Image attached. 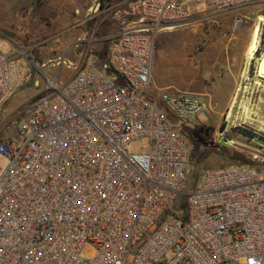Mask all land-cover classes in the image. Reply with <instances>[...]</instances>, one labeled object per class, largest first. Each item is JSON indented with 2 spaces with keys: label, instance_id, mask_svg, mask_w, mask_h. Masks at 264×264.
<instances>
[{
  "label": "built area",
  "instance_id": "1",
  "mask_svg": "<svg viewBox=\"0 0 264 264\" xmlns=\"http://www.w3.org/2000/svg\"><path fill=\"white\" fill-rule=\"evenodd\" d=\"M260 1H132L113 15L125 28L105 59H58L73 72L65 84L0 50V113L45 78L1 122L0 264H160L169 253V264H264V168L206 170L187 193L186 129L208 105L153 82L159 32L187 25L199 6L228 13ZM136 142L147 149L132 151Z\"/></svg>",
  "mask_w": 264,
  "mask_h": 264
},
{
  "label": "rangeland",
  "instance_id": "2",
  "mask_svg": "<svg viewBox=\"0 0 264 264\" xmlns=\"http://www.w3.org/2000/svg\"><path fill=\"white\" fill-rule=\"evenodd\" d=\"M118 1L0 0V50L8 58L28 56L51 78L61 72L60 84H65L73 72L57 65L58 59L65 56L74 60L79 40L102 36L111 19L109 7ZM261 15L264 0L228 13L199 6L187 25L158 33L153 72L161 73L164 62L167 80L177 84L173 88L193 92L208 105L186 129L195 157L187 193L204 171L234 164L228 158L233 152L246 155L251 167L264 168V89L256 84L260 81L264 85V80L249 79L257 75L258 61L264 54V27L255 61L247 65L245 59L251 32ZM237 19H242V25L235 29ZM35 72L39 73L36 68ZM38 82V86L31 82L19 90L4 106L0 140L1 122L40 93L45 83L42 74ZM223 140H231L232 146L223 145ZM146 149L145 142L131 145L134 152ZM172 258L169 253L160 264H169Z\"/></svg>",
  "mask_w": 264,
  "mask_h": 264
},
{
  "label": "crops",
  "instance_id": "3",
  "mask_svg": "<svg viewBox=\"0 0 264 264\" xmlns=\"http://www.w3.org/2000/svg\"><path fill=\"white\" fill-rule=\"evenodd\" d=\"M135 1V0H121L116 2L115 4H111L109 9H110V23H109V27H105L106 32L102 33V36L100 35L99 38H87L86 36L85 38L83 37L81 40H79L78 45L76 46V48L78 49V51H75L76 56L74 60H70V61H75L78 58L80 59L81 57H85L87 53L93 51L96 54H98L99 58L101 60L105 59L107 54H108V50L109 47L112 45V43L115 41L116 36L121 32L122 29L125 28V26H122V24L116 20H114L113 15L117 12V11H121L124 12L128 5L130 4V2ZM132 25L131 23L128 24ZM96 47H100L102 46V48L100 50H96ZM104 47V48H103ZM262 57V56H261ZM261 59V58H260ZM259 59V61H260ZM255 61V60H254ZM254 61L252 62L251 66L248 67V71L249 69H251L252 65L254 64ZM258 61V64H259ZM162 68L164 70L161 71V73H158L157 71L153 72V82H154V86L156 88L159 89H166V88H173L175 86H177V84L175 82H170L169 80H167V73L165 72V63H162ZM258 69V68H257ZM257 74V72H256ZM240 76V72H237L236 77ZM248 77V76H247ZM250 81H256V80H260L257 78V75L255 77H249ZM263 82V81H262Z\"/></svg>",
  "mask_w": 264,
  "mask_h": 264
},
{
  "label": "bare ground",
  "instance_id": "4",
  "mask_svg": "<svg viewBox=\"0 0 264 264\" xmlns=\"http://www.w3.org/2000/svg\"><path fill=\"white\" fill-rule=\"evenodd\" d=\"M264 27V16H259L257 18V22L251 32V38L249 41V44L246 48V52H245V59H246V64L248 65L252 60L255 59V55L256 53L260 50L261 47V36H262V30ZM174 28H169V29H165L162 31H173ZM257 77L259 79L264 80V54L262 55L259 64H258V71H257ZM256 84L258 86H260L261 88L264 89V85L262 83H260V81H257ZM240 91V90H239ZM237 99V97L235 96V100ZM233 105V104H232ZM236 105V104H235ZM246 116L248 117L249 115V111L247 110V108L245 109ZM231 116V112L229 113V117ZM225 146H232L233 142L231 140H227L226 142L222 143Z\"/></svg>",
  "mask_w": 264,
  "mask_h": 264
},
{
  "label": "trees",
  "instance_id": "5",
  "mask_svg": "<svg viewBox=\"0 0 264 264\" xmlns=\"http://www.w3.org/2000/svg\"><path fill=\"white\" fill-rule=\"evenodd\" d=\"M190 141V140H189ZM191 143V142H190ZM203 158V157H202ZM228 158L232 159L235 163L234 164H238V165H242V166H250L252 164H250V162L247 160V156L244 154H239V153H231L230 156H228Z\"/></svg>",
  "mask_w": 264,
  "mask_h": 264
},
{
  "label": "water",
  "instance_id": "6",
  "mask_svg": "<svg viewBox=\"0 0 264 264\" xmlns=\"http://www.w3.org/2000/svg\"><path fill=\"white\" fill-rule=\"evenodd\" d=\"M226 142V140H223V143Z\"/></svg>",
  "mask_w": 264,
  "mask_h": 264
}]
</instances>
